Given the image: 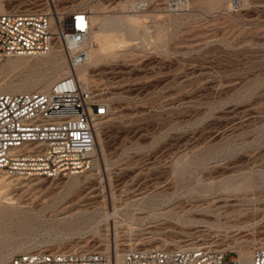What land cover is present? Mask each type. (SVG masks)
<instances>
[{
    "label": "rangeland",
    "instance_id": "obj_1",
    "mask_svg": "<svg viewBox=\"0 0 264 264\" xmlns=\"http://www.w3.org/2000/svg\"><path fill=\"white\" fill-rule=\"evenodd\" d=\"M169 3L0 0L4 13L97 12L92 49L106 56L88 79L109 110L91 171L0 176V264L31 252L190 244L252 261L264 245V0ZM114 17L130 23L116 32ZM51 54L15 69L1 61L0 93L50 91L70 74L64 52ZM233 183L253 189L227 194Z\"/></svg>",
    "mask_w": 264,
    "mask_h": 264
},
{
    "label": "built area",
    "instance_id": "obj_2",
    "mask_svg": "<svg viewBox=\"0 0 264 264\" xmlns=\"http://www.w3.org/2000/svg\"><path fill=\"white\" fill-rule=\"evenodd\" d=\"M86 1L93 5L101 0ZM185 3L170 0L169 7L180 11ZM92 29V14L87 8L56 16L45 10L0 14V61L45 58L60 48L70 70L50 92L0 93V176L54 180L77 177L93 169L99 123L108 117L109 110L77 75L91 59ZM10 264H116V260L110 253L61 250L14 255ZM122 264L241 263L208 245L190 244L128 250ZM253 264H264V246L255 249Z\"/></svg>",
    "mask_w": 264,
    "mask_h": 264
},
{
    "label": "bare ground",
    "instance_id": "obj_3",
    "mask_svg": "<svg viewBox=\"0 0 264 264\" xmlns=\"http://www.w3.org/2000/svg\"><path fill=\"white\" fill-rule=\"evenodd\" d=\"M135 9H136V7H134ZM133 8V9H134ZM132 10V9H131ZM139 11V10H138ZM4 13V10H3V8H2V6L0 5V14H3ZM97 13V12H96ZM93 14V16H92V24H94V23H96V22H98L99 21V17H98V15L97 14ZM56 19V17L53 19V20H55ZM130 21V19H127V20H125V21H122V19H120V18H118V17H114L113 19H111L110 21H109V25L111 26V28L113 29V30H115L116 32H121L124 28H125V26L128 24V23H130L129 22ZM134 23V22H133ZM127 28V27H126ZM125 30V29H124ZM129 30V29H128ZM127 30V31H128ZM131 30V29H130ZM124 32V31H123ZM130 32V31H129ZM130 35H132L131 33H130ZM133 35H134V33H133ZM132 35V36H133ZM92 37H93V29H92V32H91V34H90V38H89V40H90V44L92 45V43H91V40H92ZM129 37H131V36H129ZM50 55H52V54H50ZM108 55V54H107ZM106 56V51H105V48L104 47H102V46H100L98 49H96V50H93L92 49V51H91V59H90V62L87 64V65H85V66H82V67H80L78 70H77V75H78V77H79V79H80V81L83 83V85L84 86H86V87H90L91 85H90V83H89V79H88V70H89V67H91V66H98L101 62H102V60H103V58ZM116 57V56H115ZM27 58H31V57H17V58H11L10 60H9V62H8V65H9V67H10V69H15V68H17L18 66H19V63L21 62V61H23V59H27ZM32 58H39V57H32ZM12 59H16V60H12ZM1 62V61H0ZM68 76V75H67ZM66 77V76H65ZM64 78V77H63ZM62 79V78H61ZM60 80V79H59ZM58 81V80H57ZM56 81V82H57ZM55 82V83H56ZM54 83V84H55ZM50 84V83H49ZM53 84V85H54ZM53 87V86H52ZM52 87L50 88V90L52 89ZM43 89H48L49 90V85H44L43 86ZM48 92H50V91H48ZM3 94H6V93H3ZM1 176H3V175H1ZM4 176H6V175H4ZM7 177H14V176H7ZM18 177H21V176H18ZM23 178V177H22ZM247 183V182H246ZM250 183V182H249ZM249 183H247V184H249ZM251 185H254V184H252L251 183ZM256 188V187H255ZM225 191H226V193L227 194H234V193H241V192H243L244 193V191H251L252 189H253V187L252 186H244V185H238L237 183H233V184H227V185H225V187L223 188ZM209 190V189H208ZM212 191V190H211ZM246 193V192H245ZM253 193V192H252ZM242 194V193H241ZM264 246V245H263ZM181 247V246H180ZM155 249H159V247H156ZM132 250H135V249H132ZM145 250H151V249H145ZM255 251V250H254ZM253 255H254V252H253ZM114 257H115V260H116V264H122V262H123V259H124V255H122L120 252H118V251H116L115 252V255H114ZM249 257L247 258V254H241V256H240V259H239V262L241 263V264H253V257H252V261H249ZM251 260V259H250Z\"/></svg>",
    "mask_w": 264,
    "mask_h": 264
}]
</instances>
